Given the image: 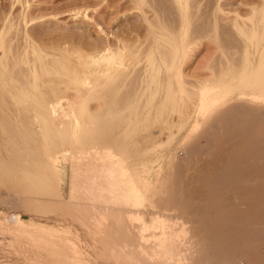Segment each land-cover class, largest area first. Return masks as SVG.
Masks as SVG:
<instances>
[{
	"label": "bare ground",
	"instance_id": "1",
	"mask_svg": "<svg viewBox=\"0 0 264 264\" xmlns=\"http://www.w3.org/2000/svg\"><path fill=\"white\" fill-rule=\"evenodd\" d=\"M34 1L11 0L2 12L3 202L80 220L87 202L62 199L61 163L104 176L112 194L93 204L102 214L88 231L94 262L64 229L17 213L0 217V252L25 264H264V0L227 12L224 0H97L95 11L127 7L142 22L106 45L58 53L26 31L43 16L33 11L45 3ZM17 4L25 42L15 53ZM203 40L218 51L211 76L188 84L182 67ZM173 140L186 163L169 155ZM158 161L166 167L152 168Z\"/></svg>",
	"mask_w": 264,
	"mask_h": 264
},
{
	"label": "rangeland",
	"instance_id": "2",
	"mask_svg": "<svg viewBox=\"0 0 264 264\" xmlns=\"http://www.w3.org/2000/svg\"><path fill=\"white\" fill-rule=\"evenodd\" d=\"M9 1H11V0H9ZM9 1L8 0H0V7L2 8V9L0 8V20L4 16V14L2 16V12L5 13V11H6L5 9H7L8 3L10 4ZM42 1L45 4H42L43 3ZM94 1H95L94 4L92 3L93 2L92 0H77V1L76 0L75 1H72V0H39L38 2L34 1L33 3H35V4H33V5H36V3H37L39 5L42 4L41 6L45 7V8L41 7V10H39V9L38 10L37 9L34 10L33 11L34 15L35 14L39 15V13H40L45 18L42 16V18H40L41 20L38 19V20L33 21L32 22L33 24L31 23L30 25H28L26 27L28 29V30L26 29V31L31 32V33H28V34H31V36L33 35L32 38H34V37L36 38V39L34 38V41H37V43L39 42L40 44L42 43L41 45L45 44V45L49 46L50 50L53 47V49H52L53 51L52 52H54V49H55V53H58V52H56V50L58 51V49H60V48L61 49L65 48V49H69V50L71 49V51H74L76 49L79 50L80 47H81V50L82 49L84 50L88 46L89 42H91V43L93 42L92 45L95 44V42L96 43L99 42L97 45H100V44L101 45H103V44L106 45L105 44L106 41H104L106 39H104V38L113 39L114 38V34H116L118 32L117 30H119V28H122V27L124 28L125 27L124 29H127L128 27H130V25L133 26L135 22H136L135 25H137V24L142 22V18L138 15V13L135 14L134 10L130 11L129 8H127V7L124 8V9L120 8L119 9L120 12L116 11L117 13L119 12L118 14L117 13L115 14V12L113 14H107L106 12L104 13V11H101V9L97 8L99 10L98 12H101V14H99V13L97 14V9H96V11L94 9L95 7H97L96 6L97 0H94ZM244 1L245 0H243V2ZM40 2H41V4H40ZM227 2H229V3H227ZM243 2H242V0H228V1L224 0V2H223L221 7H223L224 4H225L223 9L226 12L227 11H231V10L234 11V10H237V9H241V7L242 8L246 7L244 4H241ZM15 6L12 9V11H13L12 16L13 15L15 16V18L13 16V20L15 19L14 22L16 24V22L20 20V18H19L20 17L19 16L20 8H19V5L16 6V7ZM34 7L35 6H33L32 9ZM98 7L100 8V5H98ZM78 9H81V11L83 9L85 10L84 11V16H82L79 13H76ZM111 11H115L114 6L111 9ZM75 13H76V15H75ZM132 13H134V14H132ZM102 15H103V17H101ZM113 15L115 17H113ZM229 15H232V14L229 13ZM16 16H18L17 18H19V20L16 18ZM81 17H83V18H81ZM84 17H85V19H84ZM117 19L118 20L120 19V20L117 21ZM20 21L22 22V20H20ZM21 22H19V23L17 22V24H18V26H17L18 27L17 28L18 32H17V30L14 29V30H12L13 33L11 32L14 36L10 34V38L13 36L12 38L15 37L14 38L15 42H16V40L19 42V43L17 42L18 43L17 44L14 41H12L13 44H16L15 45L16 47L12 45L13 49L14 48L17 49L18 46L23 45L24 44L23 42H25V41H23L24 40V38H23L24 37V35H23L24 32L23 31L24 30H22V29H25V28H23V24ZM40 23H41V26H40ZM1 24H2V20L0 21V26H1ZM98 24H100V25H98ZM95 25H97V26H95ZM20 26H21V28H20ZM99 27H101V28L99 29ZM97 29H99V30H97ZM103 30H104V32H103ZM138 30L140 31L141 36L146 33V29H140L139 28ZM97 31L99 33H97ZM143 31H145V33ZM16 33H17V35H16ZM90 33H92L91 36H90ZM101 33H102V35H101ZM105 33H107V34H105ZM35 34H36V36H35ZM37 35H39V36L37 37ZM81 35L87 42L85 40H83V38H81ZM94 35H96V36H94ZM19 37H21V38H19ZM79 38H81V39H79ZM133 38H135V37H133ZM21 41H23V42H21ZM78 41H79L80 44L76 43ZM204 41L205 40H203V43L201 42L200 46L197 45L196 47H193L190 50V53L188 54V58L189 59L187 58V60H186L187 62L182 67L183 70H181V71H182L183 79L188 84H190V83L193 84L194 82L197 83V82L202 81L204 79H207V78H209L211 76V71L212 70L210 71L206 67L208 66V64L211 63V60H213L214 57H216V55H218V53H217L218 51L216 50V48H214L215 46H214L213 42L207 40L208 42L205 41L206 42L205 43ZM20 42H21V44H20ZM85 43H87V44L85 45ZM91 43L89 44L90 46H88V48L92 47ZM53 44H54V46H53ZM55 44L58 45V46H56ZM71 45H74V46H71ZM75 45L77 47H75ZM83 46L85 48H83ZM57 47H58V49H56ZM73 48H74V50H73ZM16 52H17V50H15V53ZM93 106H92V108L95 107V106L94 107ZM165 138H166L165 135H161L159 139L166 140ZM201 142L203 143L204 140L201 139ZM176 143H177L176 140H173V142L170 143L171 144V150H170L169 155L171 154L175 159L178 158L177 160H179V161H180V158H181V161L186 163V161H187L186 159L188 158L187 157L188 153H187V151L185 149H183L180 146L175 147ZM153 155H155V154H153ZM161 155H162V158H163V156L165 154L163 153ZM150 156H152V154ZM158 163H159V161L157 163H154V164L152 163L153 165L151 166V164H150L149 166H151L152 168L153 167L154 168L158 167V165H161L162 167H166L165 165L161 164V161H160V164H158ZM69 166H70L69 163H67V164L61 163V169L64 168L63 170H61V172H62V175L65 176V177L64 176L62 177V183L60 185L61 190H62V195H63L62 199H66V201H68V203H69V201H72L73 203L75 202L74 204L80 202L82 205L87 202V204L83 205L85 208H83V210H82V213H81L82 217L80 216V218H81L80 220L79 219L72 220V219L69 218V216H67V215L65 216V214L62 215V213H57V212H54L55 214L52 213L51 215L50 214L43 215L44 213H42V212H35L36 209L33 208V207L31 208V210H29V209L25 210L24 207L17 208L15 210H10L7 207V205H5V203L3 202V198L6 195H8L7 193H0V217L4 216V214H5V216L6 215L9 216V215H12L14 213H17V214L20 215V217L23 219V221L26 224L27 223L28 224L29 223H37V222L38 223H42V224L48 223L51 226H53L55 229L57 228L56 230L64 229L65 231H67V235L72 239V242L74 243V245L76 247L81 248L85 252L84 253V258L94 262V260L92 259V256L95 254L94 253L95 251H94V248H93L92 241H90L91 240V238H90L91 234L89 235L88 231H89L90 227H91V229L93 228V230H95L97 225L100 227V224H101L100 220L102 219L101 212L98 209H95L94 205L95 204H103V203L107 202V201H105V199L108 200V197L110 198V196L112 194V191H111V187L112 186H110V183H109V185L103 186L104 184L108 183L107 182L108 180L104 179V176L102 178V175L100 176V175H98L96 173H92V174L89 173L88 174L87 172H85V173H87L88 176L90 175L89 176L90 181H89V178H88L86 180V182H85L84 179L87 178V175L84 176V174H83V177H82V176H80V175H82V173H79L78 175H75V174L71 173V171L68 172V168L71 169V167H69ZM186 168H185V170H186ZM188 168H189V166H188ZM189 169H190V171H188ZM189 169L186 170L187 171L186 173L191 172V167ZM110 172L111 171H109L108 173L106 172V173L109 174ZM67 173L69 175H67ZM67 176H69V177H67ZM72 177L73 178L75 177V178L73 179ZM100 177L102 179H104V180H102ZM69 178L71 179V182H69ZM79 178H81V180H82V178H84L83 179L84 183L79 181ZM100 180L104 181V182L106 180V182L105 183L104 182L101 183ZM76 182H77V186L75 187V189L76 188L77 189L74 190V186L73 185H75ZM195 182L197 183L198 181L195 180ZM86 184L87 185L89 184V185L87 186ZM198 184H199V182H198ZM81 185L83 187H85V189L83 187H81ZM84 185H86V186H84ZM96 185L100 189H98V187ZM105 187L107 189H105ZM79 190H81L80 194H78ZM77 191H78V193L76 194ZM85 192H86V194H85ZM97 192H98V194H97ZM70 193H73V194H70ZM71 195L72 196L75 195V196L71 197ZM106 195H107V197H105ZM79 196L82 199H77V198H79ZM86 197H87V199H86ZM74 204H71V205L74 206ZM33 209H35V210H33ZM84 209H86V211ZM87 211H88V213H87ZM94 212H96V213H94ZM209 213H210V217H214L215 213H214L213 210L208 211L207 213H205L203 215H206V217H207L209 215ZM91 215H92V217H91ZM83 217H85V218L83 219ZM86 219H87V221H86ZM84 222H85L86 225L84 224ZM87 235H89V237ZM3 237H5V236L0 233V238H3ZM5 238H4V240L0 239V241L1 240H2V242L8 241V239L7 238L5 239ZM0 264H25V263L21 259V257L20 258L8 257L5 254L0 252Z\"/></svg>",
	"mask_w": 264,
	"mask_h": 264
}]
</instances>
